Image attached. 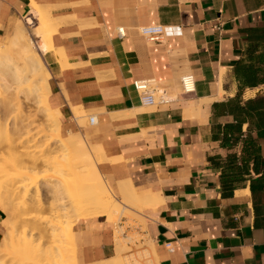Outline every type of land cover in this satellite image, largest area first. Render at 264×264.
Masks as SVG:
<instances>
[{
	"label": "crops",
	"instance_id": "0c3cea01",
	"mask_svg": "<svg viewBox=\"0 0 264 264\" xmlns=\"http://www.w3.org/2000/svg\"><path fill=\"white\" fill-rule=\"evenodd\" d=\"M35 1L57 21L52 44L68 66L43 57L48 105L64 133L81 131L73 108L96 118L87 133L114 190L157 196L143 216L157 264H264V0ZM29 7L0 0V43ZM148 27L162 28L158 43L139 33ZM137 81L167 103L142 104ZM6 219L0 205V243ZM113 232L103 216L79 220L80 264L111 259Z\"/></svg>",
	"mask_w": 264,
	"mask_h": 264
},
{
	"label": "bare ground",
	"instance_id": "6f19581e",
	"mask_svg": "<svg viewBox=\"0 0 264 264\" xmlns=\"http://www.w3.org/2000/svg\"><path fill=\"white\" fill-rule=\"evenodd\" d=\"M29 8H31V15H34L36 20H34L33 16L29 15L21 22L18 21L17 23H14L9 31L7 42L5 44L0 43V73L2 75V80L6 82L5 78H7V83L9 82L8 84L11 85V88L18 89L21 88L22 85L28 86L27 94H32L34 100H36L35 103L37 107L43 110L45 114L44 117L46 119V126L42 128L34 126L33 121H28L26 118H19L20 120L22 119V121H14L10 130L7 129L2 122H0V148L2 146L6 147L9 157V161L3 171L4 175L6 174L8 176H5L6 179L9 178V184L6 186L0 185V187L4 188L3 193H6L4 196L7 195V201L12 203L14 201V197L18 193L20 194L21 191L27 193L34 186L37 187V185H40L43 180H46L44 181L46 183H44L43 186L47 189V192L50 195V202L48 200L49 203H45L47 201L43 202L37 199V193H35L33 197L31 196L32 198L27 196L30 199L28 198L26 205V202L24 201V205L26 206L24 207L30 211L29 209L31 208H42L44 205H47L49 210L52 212L51 217H49V220H46V218L39 219L38 217L36 218L32 215L29 216L30 214L28 215L26 212L27 217H29L30 220L34 219V222L31 221L30 225L32 223L35 225V221L37 220H42V224L44 225L39 224L41 222H37L41 228L36 224L35 226L31 225L34 228L33 230L21 227V231L22 233L24 232V236H26L25 232L28 231L29 233L32 231H34V233L37 232L39 236L40 234L42 236L38 238H41L42 241L44 238H46V240L48 238L49 241L47 242L46 247L44 245L45 249H43L42 243V246L36 245V247H34L32 244V241H34L33 239L32 241L26 240L28 239V235L21 243L19 236L15 237L16 239H13L14 237L12 238L15 234L19 235V230L11 231L12 233L16 231V233H11L12 236L9 237L7 231L11 229V225L10 227L5 226V232L8 234L6 238H9L10 241L7 239L4 240H7L9 244V242H13V240L16 241L18 239L16 241L18 245L14 246L11 253L8 250L10 245L7 246V251L3 256L5 260L4 258L3 260H0V264H6L4 261H7L9 258V262L14 261L16 264H77L76 258H73L74 255L69 258V254L65 255L64 252L61 251L65 248L61 246L62 243H65L66 246L68 244H72L75 247L72 230L75 222L98 216L113 219L112 216H114V213L120 212V210L122 211V206L125 207L127 204H136L137 207L139 204L144 206L145 209L156 207L158 200L157 196L150 193V191L139 192L130 182H123L118 183L115 188L116 194L121 198L120 207L114 211L110 209L106 197L109 194H113L110 187L105 183L102 175L100 174L101 172L99 173L98 171V167H100L98 164L103 161L104 156L102 149L90 147L86 143L84 137L80 134L69 133L67 137H63L59 113L52 110L48 105L50 88L48 82L50 74L44 63L43 57L45 55L52 54L60 66L63 67V65L66 64V62H64L62 52L60 50H56L52 44V35L56 31L58 23L52 18L50 11L43 7V5L41 6L38 4L36 1L30 0ZM25 27L32 29V36L38 40L37 44H35L33 40L27 36V29ZM60 62H64V64L62 63L61 65ZM67 67L68 66H65L63 69ZM71 110L76 126L85 122L83 121L84 115H79L82 113V110L77 108H73ZM2 111L6 117H9L10 114L13 113L12 104L8 101H4L2 104ZM2 118H4V116H2ZM80 126L81 125H79V128ZM78 131L80 130L78 129ZM22 156H26L28 160L25 157L24 159L31 163V169L26 166L20 167L22 165L21 160H24L21 159L23 158ZM96 159H98V162ZM105 161L107 162L109 160L105 159ZM38 164L41 165L44 171L40 175L35 176L33 170L38 167L36 166ZM26 165H28V163H26ZM2 179L3 178H1L0 183L2 182ZM4 180L5 179H3V182ZM52 181L57 182L56 186L51 184ZM53 187H55V189H53ZM1 192L2 189L0 190V193ZM58 203L63 208H60L57 205ZM24 210L21 212L25 214ZM19 214L20 212L17 215H14V217L16 216L18 220H20L18 216H21V214ZM16 218L15 220H17ZM20 218H24V216L22 215ZM70 218H73V220L64 221V219ZM27 219L28 218H26V220ZM17 223H15V226H12V229L13 227H16L15 229H17V227L20 226L19 223L18 225ZM6 227H9L7 231ZM23 228L25 231H23ZM3 238H5V236H3ZM46 240H44L43 243H45ZM38 241L35 240L36 243ZM63 241H66L67 243ZM16 242L12 243V245L16 244ZM0 247L6 248V245L1 246L0 244ZM15 247H17V250ZM39 247H42V249ZM18 248L20 250H18ZM39 249L43 251L40 252ZM0 250L3 249L1 248ZM17 251L18 253L21 252L18 256H16ZM8 252L10 254H7ZM12 254L16 256V260L15 258L13 260ZM6 255L8 258L5 257ZM95 264L122 263L119 259L112 258Z\"/></svg>",
	"mask_w": 264,
	"mask_h": 264
},
{
	"label": "rangeland",
	"instance_id": "374dc122",
	"mask_svg": "<svg viewBox=\"0 0 264 264\" xmlns=\"http://www.w3.org/2000/svg\"><path fill=\"white\" fill-rule=\"evenodd\" d=\"M17 22H15V23H17ZM12 26H13V24H12ZM12 26H11V28H12ZM25 28L27 29V36L30 39H32L35 44H37L38 40H36L32 36V29L27 28V27H25ZM6 42H7V40L3 41L1 44H5ZM5 79H6V82L4 80H2V75L0 73V84H1L0 85V122H2L7 127V129H10V130H11L12 123L14 121L15 122H19V120H20L19 118H22V119L26 118L28 121H33L34 126H38V127H41V128L45 127L46 126L45 125L46 119L44 117L45 114H44L42 109H39L37 107V105L35 103L36 100H34L33 95L32 94H30V95L27 94L28 93L27 92V90H28L27 87L28 86L22 85L21 88H18V89L11 88V85L8 84L9 82L7 83V78H5ZM5 86H7V87H5ZM8 86H9V88H8ZM4 101H8L9 103L12 104V107H13V113L10 114L9 117L8 116L6 117L4 115V112L2 111V104L4 103ZM79 115L82 116L83 113H80ZM2 116H4V118H2ZM84 116H83V118H84L83 121H85V122L82 123V124H79V125H81L80 126L81 131L76 133V134H80L81 136H83L87 140V142L89 143L90 147H92V144H91V141H90V136L87 133V130L90 129V127H91L90 124H89V118L92 117V116H86L85 114H84ZM22 119L20 121H22ZM25 123H27V122H25ZM25 123H23V124H25ZM68 135H69V133L62 132V136L63 137H67ZM0 149H1L0 172L2 173L4 171V167L7 165V162L9 161V157H8V154H7L8 150H6V147L2 146ZM5 155H6V157H5ZM22 157L23 158H21V159H24V157L26 158V156H22ZM26 159L21 160L22 161L21 162L22 165L20 167L26 166V167L30 168L32 166V165H30L31 163H29V161H27L28 159L27 160ZM96 160L98 162V159H96ZM23 161H25V162H23ZM26 163H28V165H26ZM36 166H38V167H36ZM36 166L35 167L37 169L36 168L35 169L37 171L35 169L33 170V173H34L35 176L40 175L44 171V169L41 167V165L38 164ZM23 168H25V167H23ZM1 173H0V181H1V178L5 179L7 181L4 180V182H3V179H2V182L0 183V185L1 186H6V185L9 184V180H8L9 178L6 179L5 176H7V175L6 174L4 175V172H3L2 173L3 176H2ZM44 181H46V180H43L40 185H37V187L34 186L27 193H24L22 191H21L20 194L18 193L14 197V201L12 203L7 201L8 200V198L6 197L7 195L4 196V194H6V193H3V189L4 188L0 187V190L2 189V192L0 193V205H1V207L3 208V210L7 214V219L5 221H3L2 224H3V228L5 226H9L10 227V225H11V229H9V231H7L9 227H6V231L8 232L9 237L12 236V234L16 233L17 230H19L18 231V233L20 232L19 235L15 234L14 236H12V238L14 237L13 239H16L15 237L19 236V240H21V243H22V241H24V239H26V236L32 234V232H33V234L30 235L32 237L27 236L28 239H26V240H31L32 241V239H33L34 241H32L33 242L32 244L34 245V247H36V245H38V246L41 245L42 246V244H43V249H45V247L47 246V242L49 241L48 238H47V240H46V238H44V240H46V242L43 243L44 240L42 241L41 238H38V237L41 236V234L39 236L37 234V232L34 233V231L31 232V230H30L31 233H29V231H28L29 228L33 230L34 228L32 226H35L37 224V222L38 223L41 222L39 224H42L43 221L42 220H37V221H35L36 224L33 225L34 223H32L31 224L32 226H31L30 223H31V221L34 222V219L30 220V218L27 217L26 212L28 213V215L30 214L29 216L32 215L33 217H36V218L38 217L39 219H42V218L45 219L46 218V220L50 219L49 217H51L52 212L49 210V207L47 205H46L47 207L44 205V207H42V208H40V207L39 208L38 207L31 208V209H29L30 211H28V209L25 208L26 207L25 205L27 204L28 198L29 197L32 198L35 193H37V197H36L37 199H39V200H41L43 202L47 201L45 203H49L50 202V195L47 192V189H45L44 186H43V184L46 183ZM104 181L110 187V189L112 191L113 195L109 194L106 198H107L108 206L110 207L111 210L114 211L118 207H120L121 198L116 194V192H115L114 188L111 186V184L105 179H104ZM51 184L56 186L57 182L56 181H52ZM53 189H55V187H53ZM27 196H29V197H27ZM48 200H49V202H48ZM9 201H11V200H9ZM24 201L26 202L25 205H24ZM57 205L60 208H63L61 205H59V203ZM121 209H122V211L120 210V212L114 213V216H112L113 219H107V217H105L106 220H107V223L114 227V232H113L114 251H113V255L111 256V259H112V257H114L116 259H119L122 264H157V259H156V255H155V252H154V249H153V245H152V243L150 241H148L147 237L145 236L146 222H145L143 216L146 214V212H147V210L149 208H145L144 209V206L139 205V204L137 205V207H136V204H131V205L127 204V206H125V207L122 206ZM23 210H24L25 214L21 212ZM19 212H20L21 216L22 215L24 216V218H20L21 216H18L20 220H18L16 218V216L14 217V215H17ZM14 213H16V214H14ZM25 217L28 218L30 221L28 219H27L28 220L27 221ZM98 217H100V216H98ZM15 218L17 220H15ZM67 220L72 221L73 218L72 219L71 218L70 219H64V221H67ZM17 221H18L20 226H18L17 229H15L16 227H13V229H12V226H15V223H17ZM77 222H75L73 225H75ZM10 223H12V224H10ZM18 223H17V225H18ZM39 224H37V225H39ZM42 225H44V224H42ZM21 227H25L26 229H28V230H26L28 232H25L26 236H24V232L22 233V231H21L22 228ZM39 227L41 228L40 225H39ZM73 228H74V226H73ZM73 228H72V230H73ZM4 230H5V228H4ZM13 230H16V231L14 233H12L11 231H13ZM23 231H25L24 228H23ZM8 234L6 232L4 233L5 238H2V240L4 242L1 240L2 243H0L1 246L6 245V248L5 247H0V249L1 248L3 249V250H0V260H3V258H4L3 256L5 255L4 253L7 251V246L10 245L9 246L10 248L8 250L11 253V251L14 248V246L18 245L17 242H16L18 239L15 241V240H13L11 238L10 239L13 240V242L12 241L11 242L12 243L16 242V244L12 245L11 242H9V244H8L7 240H9V238H6L8 236ZM20 234H21V236H20ZM36 235H37V237H36ZM22 238H23V240H22ZM73 238H74V235H73ZM4 239H7V240L5 241ZM38 239H39L40 242L38 241ZM35 240H37L38 242L36 243ZM63 242H66V241H63ZM75 242H76L75 247L72 244H68L66 246L65 243H62L61 246L65 247V248H63L61 251L64 252L65 255L69 254L68 255V256H70L69 258H71V256L74 255L73 258L75 257L76 260H77V263L80 264V262H79V260L77 258L78 257L77 256L78 255V253H77V249H78V243L77 242L78 241H77L76 235H75ZM44 245H45V247H44ZM18 247H21V246H18ZM15 248L17 250V247H15ZM39 248L42 249V247H39ZM18 250H20V249L18 248ZM1 251H3V252H1ZM21 251H23V250H21ZM24 251H25V248H24ZM41 251H43V250H40V252ZM14 252H16V251H14ZM10 253L8 252L7 254H10ZM20 253H18V251H17V255L16 256L20 255ZM16 256H14V254H12L13 260H14V258L16 260ZM5 257L8 258L7 255ZM4 260H5V258H4ZM9 260H10V258L7 259V261H4V262H6V264H16L14 261H12V262L10 261L9 262ZM1 263H3V262H1Z\"/></svg>",
	"mask_w": 264,
	"mask_h": 264
},
{
	"label": "built area",
	"instance_id": "2783aa9c",
	"mask_svg": "<svg viewBox=\"0 0 264 264\" xmlns=\"http://www.w3.org/2000/svg\"><path fill=\"white\" fill-rule=\"evenodd\" d=\"M161 27H148L139 30V33L147 39L149 43H158L162 36ZM117 35L120 39L125 37L124 29L118 28ZM181 91L184 95H190L194 93V79L191 74H185L180 78ZM133 88L137 95L139 96L142 104L145 106H155L157 104H166L167 101L164 100L163 92H159L156 89L155 83L153 81H137L133 83ZM159 94V96H157ZM90 126L96 124V119L94 117L89 118ZM168 250L171 249L167 246Z\"/></svg>",
	"mask_w": 264,
	"mask_h": 264
},
{
	"label": "trees",
	"instance_id": "16d2710c",
	"mask_svg": "<svg viewBox=\"0 0 264 264\" xmlns=\"http://www.w3.org/2000/svg\"><path fill=\"white\" fill-rule=\"evenodd\" d=\"M254 183V182H253ZM253 183H251V192H253L254 193V189H253Z\"/></svg>",
	"mask_w": 264,
	"mask_h": 264
}]
</instances>
